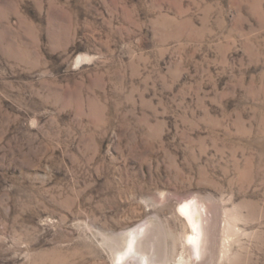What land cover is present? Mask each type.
Segmentation results:
<instances>
[{"label": "rangeland", "instance_id": "1", "mask_svg": "<svg viewBox=\"0 0 264 264\" xmlns=\"http://www.w3.org/2000/svg\"><path fill=\"white\" fill-rule=\"evenodd\" d=\"M146 222L264 264V0H0V264H117Z\"/></svg>", "mask_w": 264, "mask_h": 264}, {"label": "bare ground", "instance_id": "2", "mask_svg": "<svg viewBox=\"0 0 264 264\" xmlns=\"http://www.w3.org/2000/svg\"><path fill=\"white\" fill-rule=\"evenodd\" d=\"M178 211L186 217L192 229L187 242L193 249L194 260L201 261V258H205L207 255H205V250L209 249L212 254L215 245V227L209 216L211 214L208 209L202 208L199 201L195 199L183 200ZM155 229L146 222L130 229L116 239L117 264H133L134 262L137 264H168V262L166 263L168 258L159 260L161 258L158 257L160 246L156 245ZM121 246L124 248L121 249ZM183 260L181 259L178 264H186Z\"/></svg>", "mask_w": 264, "mask_h": 264}]
</instances>
